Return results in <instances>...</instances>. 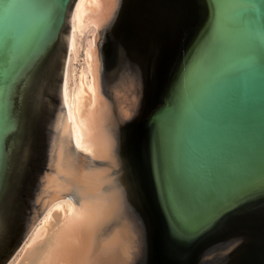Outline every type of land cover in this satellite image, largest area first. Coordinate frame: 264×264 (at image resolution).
I'll return each instance as SVG.
<instances>
[{"label":"water","instance_id":"95a60500","mask_svg":"<svg viewBox=\"0 0 264 264\" xmlns=\"http://www.w3.org/2000/svg\"><path fill=\"white\" fill-rule=\"evenodd\" d=\"M77 4L0 0V264H264V0Z\"/></svg>","mask_w":264,"mask_h":264},{"label":"bare ground","instance_id":"6f19581e","mask_svg":"<svg viewBox=\"0 0 264 264\" xmlns=\"http://www.w3.org/2000/svg\"><path fill=\"white\" fill-rule=\"evenodd\" d=\"M62 204H64L66 206L69 214L74 213V204L70 199L60 198V199H56L55 201H53L43 211V213L41 214V216L39 218V221L34 225L31 232L26 237V239L23 241L22 245L19 247L18 251L15 253V255L13 256V258L10 260V262L8 264H16L19 261L23 251L26 249V247H28L31 244L33 237L35 235V232L40 227V225L46 220V218L50 215L52 209L54 207H56L58 205H62Z\"/></svg>","mask_w":264,"mask_h":264},{"label":"flooded vegetation","instance_id":"af4514ba","mask_svg":"<svg viewBox=\"0 0 264 264\" xmlns=\"http://www.w3.org/2000/svg\"><path fill=\"white\" fill-rule=\"evenodd\" d=\"M86 156H88V155H86ZM89 157V156H88ZM47 159V156L45 155V160ZM95 161H97V159H95ZM71 189H73L72 187H71ZM104 189L106 190V191H110V190H112V192L111 193H118V196L120 197L119 198V203H118V212H117V214H116V216L114 217L115 219L114 220H118V219H120V217H121V214H122V212H123V210L121 209V204H122V202H123V198H122V193H121V191H119V192H115V190L117 189V190H119L118 189V183H114L113 181H111L110 182V184H107L106 186H104ZM66 195V193H62V195ZM70 198H73L74 199V201H78V198H77V194H75L74 192H73V190H72V194H67ZM113 220V221H114ZM110 224L111 223H109L108 224V227L110 226ZM107 229V228H106Z\"/></svg>","mask_w":264,"mask_h":264},{"label":"snow or ice","instance_id":"6c2138e0","mask_svg":"<svg viewBox=\"0 0 264 264\" xmlns=\"http://www.w3.org/2000/svg\"><path fill=\"white\" fill-rule=\"evenodd\" d=\"M86 2H96V0H78V4L77 7L79 8L82 4L86 3ZM65 104H67V95L65 93ZM79 147V145H77ZM6 194V193H5ZM5 194L3 195L2 198H0V201H2V199L4 198ZM88 210H87V205L83 206L80 213H79V217L80 219H86L88 218Z\"/></svg>","mask_w":264,"mask_h":264},{"label":"rangeland","instance_id":"374dc122","mask_svg":"<svg viewBox=\"0 0 264 264\" xmlns=\"http://www.w3.org/2000/svg\"><path fill=\"white\" fill-rule=\"evenodd\" d=\"M65 199H69V198H65ZM71 200V199H70ZM72 201V200H71ZM41 216V215H40ZM39 216V218H40ZM39 218L35 221V223L32 225V227L28 230V232L26 233V235L24 236L23 240L20 242V244L17 246V248L14 250V252L11 254V256L7 259V261L4 264H8L10 262V260L13 258V256L15 255V253L18 251L19 247L22 245L23 241L26 239V237L29 235V233L31 232L32 228L34 227V225L39 221Z\"/></svg>","mask_w":264,"mask_h":264}]
</instances>
